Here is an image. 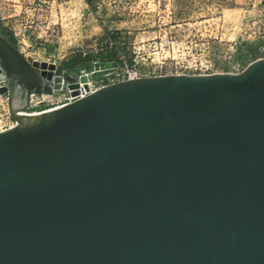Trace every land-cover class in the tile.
Segmentation results:
<instances>
[{"label": "water", "instance_id": "1", "mask_svg": "<svg viewBox=\"0 0 264 264\" xmlns=\"http://www.w3.org/2000/svg\"><path fill=\"white\" fill-rule=\"evenodd\" d=\"M118 67L34 65L0 28V264H264V59L27 113Z\"/></svg>", "mask_w": 264, "mask_h": 264}, {"label": "rangeland", "instance_id": "2", "mask_svg": "<svg viewBox=\"0 0 264 264\" xmlns=\"http://www.w3.org/2000/svg\"><path fill=\"white\" fill-rule=\"evenodd\" d=\"M0 24L27 26L30 62L77 77L85 57L116 53L101 51L107 39L143 77L238 74L264 59V0H0ZM0 109V128L11 126Z\"/></svg>", "mask_w": 264, "mask_h": 264}, {"label": "built area", "instance_id": "3", "mask_svg": "<svg viewBox=\"0 0 264 264\" xmlns=\"http://www.w3.org/2000/svg\"><path fill=\"white\" fill-rule=\"evenodd\" d=\"M5 18L2 19V22H4ZM25 20V19H24ZM34 23V22H32ZM29 22L27 23V25ZM23 26V25H22ZM21 26V27H22ZM29 28H32L31 26ZM6 29L14 36L16 41V47L18 50L25 56L26 55V49L30 47V45H27V40H30V36L28 33H31L27 26L24 30L20 29V32L17 31V28H11L6 25ZM19 36H22V41L19 40ZM264 39V37H262ZM18 42V44H17ZM22 45V46H21ZM101 51H104V49H109L112 52H116L117 54V62L119 63V67L117 69H112L110 71L101 72L102 75L100 78H97L96 76L100 73H91L88 74V82L85 85H81L79 90L76 93H73L68 88H64L61 91H56L52 96H31V102H30V108L27 110L28 114H37L41 113L43 111L55 109L57 107H61L63 105H66L68 103H72L78 99L85 98L92 93L98 91L99 89L111 85L114 83H118L125 80H133L143 77L136 67H130L126 60L124 59L125 55L117 49L116 45L113 43L112 40L107 39L104 43V47H102ZM98 54V53H97ZM99 57V55H95ZM26 57V56H25ZM27 58V57H26ZM29 59V58H27ZM124 62V67L121 68V62ZM83 73V71H82ZM96 77V78H95ZM6 86V81L0 82V89L2 87ZM67 90L66 95H64L63 99H56L55 95L58 93L64 92V90ZM48 98H53L51 100H48ZM0 106H3V110L7 112V119L12 123L11 126H3L0 128V132L5 131L15 125L14 121L12 120L10 114H9V108H8V97L5 94H0Z\"/></svg>", "mask_w": 264, "mask_h": 264}, {"label": "trees", "instance_id": "4", "mask_svg": "<svg viewBox=\"0 0 264 264\" xmlns=\"http://www.w3.org/2000/svg\"><path fill=\"white\" fill-rule=\"evenodd\" d=\"M0 25H1V24H0ZM1 30H2L3 34L9 39V41H11V43H12L13 45L16 46V41H15L14 36H13V35H12L7 29L1 28ZM100 58L103 59V60H117V54H116V53H113L110 57H108V59H105V58L103 57V55L100 56ZM76 65H77V63H76L75 61H71V62L67 65L69 71H74V69L77 70V69H76V68H77ZM100 74L102 75V73H100ZM97 76H98V75H97Z\"/></svg>", "mask_w": 264, "mask_h": 264}, {"label": "bare ground", "instance_id": "5", "mask_svg": "<svg viewBox=\"0 0 264 264\" xmlns=\"http://www.w3.org/2000/svg\"><path fill=\"white\" fill-rule=\"evenodd\" d=\"M34 64V63H33ZM34 65H38L39 66V62H35ZM87 84L86 82V78H83L82 81H79L78 84H74V85H71L70 86V90L73 92V93H76L79 88L81 87V85H85Z\"/></svg>", "mask_w": 264, "mask_h": 264}, {"label": "crops", "instance_id": "6", "mask_svg": "<svg viewBox=\"0 0 264 264\" xmlns=\"http://www.w3.org/2000/svg\"><path fill=\"white\" fill-rule=\"evenodd\" d=\"M46 50V49H45ZM105 59H108V57H104ZM83 62L85 63V59L83 60ZM69 64V62L67 63V65ZM84 65V64H83ZM84 67V66H83ZM2 109H0V115H1Z\"/></svg>", "mask_w": 264, "mask_h": 264}]
</instances>
